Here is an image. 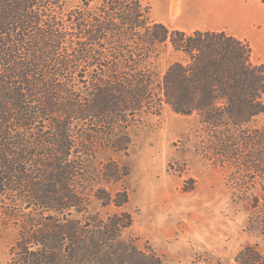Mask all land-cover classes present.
<instances>
[{
  "label": "trees",
  "instance_id": "16d2710c",
  "mask_svg": "<svg viewBox=\"0 0 264 264\" xmlns=\"http://www.w3.org/2000/svg\"><path fill=\"white\" fill-rule=\"evenodd\" d=\"M91 2L0 0V208L23 224L12 263L163 264L122 239L130 214L86 205L97 148L128 151L131 131L168 108L198 117L203 157L229 173L262 241L235 264H264V63L223 30L154 21L146 0ZM166 53L178 57L160 72ZM99 174L116 183L127 172L108 163ZM94 197L128 202L126 192Z\"/></svg>",
  "mask_w": 264,
  "mask_h": 264
},
{
  "label": "rangeland",
  "instance_id": "374dc122",
  "mask_svg": "<svg viewBox=\"0 0 264 264\" xmlns=\"http://www.w3.org/2000/svg\"><path fill=\"white\" fill-rule=\"evenodd\" d=\"M91 1V5L97 2ZM146 1L156 22L167 12L174 17L183 9L198 14L200 21L184 24L189 29L214 27L229 17L234 35L246 39L254 56L264 63V30L257 28L252 38L235 32L240 31V15L259 9L264 14L263 0ZM65 4V9H70L81 0H65ZM177 57L162 55L157 70L163 72ZM257 122L264 126V114ZM131 132L132 146L126 152L97 148L87 177L92 179L87 190L89 213L102 218L130 214L132 224L122 230V239L139 250L150 248L163 264H235L234 258L243 247L261 244L258 235L248 229L249 211L232 195L229 173L203 157L197 116L178 115L165 108ZM108 163L118 167L120 176L124 172L127 175L116 183L101 181L99 170ZM110 169L117 171L114 166ZM98 189L112 196L126 192L128 202L120 208L103 207L94 197ZM9 214L0 208V264H13L10 250L23 228L21 220Z\"/></svg>",
  "mask_w": 264,
  "mask_h": 264
},
{
  "label": "crops",
  "instance_id": "0c3cea01",
  "mask_svg": "<svg viewBox=\"0 0 264 264\" xmlns=\"http://www.w3.org/2000/svg\"><path fill=\"white\" fill-rule=\"evenodd\" d=\"M229 19V17H227ZM226 17L222 18V22L218 23L217 26L214 25L211 27H206V28H193V29H189L187 27L184 26L185 23H188V21H190V23L196 22V21H200V17L198 14L195 13H186V10L183 9L182 14L180 15H176L174 16H169L168 12L165 13L163 16H161L160 20L158 21L159 23H162L164 25L179 29V30H183V31H187V32H192L195 30H223L226 33L230 34V35H234V33L232 32V29H230V24L229 22L231 20H228ZM232 19V17H230ZM238 22V19H237ZM236 30V29H235ZM238 34H243L246 36H250L252 38V34H248V33H240L235 31ZM237 37V36H236ZM239 38V37H238Z\"/></svg>",
  "mask_w": 264,
  "mask_h": 264
},
{
  "label": "bare ground",
  "instance_id": "6f19581e",
  "mask_svg": "<svg viewBox=\"0 0 264 264\" xmlns=\"http://www.w3.org/2000/svg\"><path fill=\"white\" fill-rule=\"evenodd\" d=\"M259 10H249L246 14L239 16L238 28L240 33L253 34L254 30L257 28L264 30V14H262L260 12L261 10Z\"/></svg>",
  "mask_w": 264,
  "mask_h": 264
}]
</instances>
